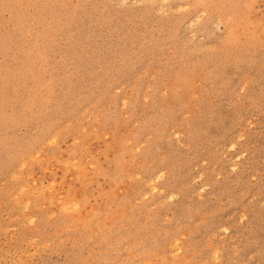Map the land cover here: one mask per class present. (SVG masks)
Segmentation results:
<instances>
[{
    "label": "rangeland",
    "instance_id": "1",
    "mask_svg": "<svg viewBox=\"0 0 264 264\" xmlns=\"http://www.w3.org/2000/svg\"><path fill=\"white\" fill-rule=\"evenodd\" d=\"M0 264H264V0H0Z\"/></svg>",
    "mask_w": 264,
    "mask_h": 264
}]
</instances>
